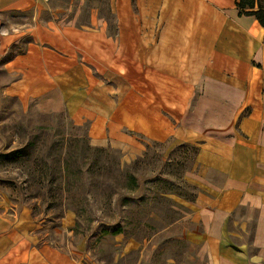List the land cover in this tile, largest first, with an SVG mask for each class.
I'll use <instances>...</instances> for the list:
<instances>
[{
  "label": "crops",
  "instance_id": "0c3cea01",
  "mask_svg": "<svg viewBox=\"0 0 264 264\" xmlns=\"http://www.w3.org/2000/svg\"><path fill=\"white\" fill-rule=\"evenodd\" d=\"M48 1L0 0V98L43 113L66 110L76 122L92 119L100 147L133 145L141 153L124 131L195 146L189 178L198 192L182 202L180 222L199 230L182 239L197 247L202 264H264L258 21L240 15L236 0H108L107 10L103 0L62 10ZM18 14L26 20L8 27ZM108 76L117 101L102 80ZM122 104L130 111L125 119ZM39 241L32 217L0 201V264H75Z\"/></svg>",
  "mask_w": 264,
  "mask_h": 264
},
{
  "label": "rangeland",
  "instance_id": "374dc122",
  "mask_svg": "<svg viewBox=\"0 0 264 264\" xmlns=\"http://www.w3.org/2000/svg\"><path fill=\"white\" fill-rule=\"evenodd\" d=\"M48 2L62 10L82 0ZM103 3L107 10L108 0ZM25 17L11 15L6 24L21 25ZM102 80L117 101L114 78ZM117 107L125 119L128 106ZM91 120L76 122L66 110L43 113L34 104L0 98V201L32 217L39 245L57 248L75 264H202L197 247L181 237L198 227L180 222L182 202L195 201L198 192L189 178L195 146L124 131L137 139L141 153L133 145L100 147L93 143ZM104 165L108 171L99 170Z\"/></svg>",
  "mask_w": 264,
  "mask_h": 264
},
{
  "label": "trees",
  "instance_id": "16d2710c",
  "mask_svg": "<svg viewBox=\"0 0 264 264\" xmlns=\"http://www.w3.org/2000/svg\"><path fill=\"white\" fill-rule=\"evenodd\" d=\"M237 1V7L239 9V14L240 15H245V16H251L254 17L260 26L264 29V0H236ZM95 152L97 153H105L107 150L103 148H95ZM137 163H135L136 165ZM99 170H106V166H100ZM123 169V168H122ZM128 180L130 181V184L134 185H139L138 181L129 176ZM112 197V194L109 195V198ZM116 233H120V230H117Z\"/></svg>",
  "mask_w": 264,
  "mask_h": 264
}]
</instances>
